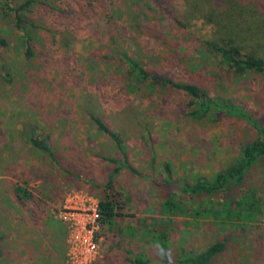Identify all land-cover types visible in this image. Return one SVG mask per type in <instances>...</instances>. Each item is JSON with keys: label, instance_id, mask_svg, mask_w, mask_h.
I'll list each match as a JSON object with an SVG mask.
<instances>
[{"label": "rangeland", "instance_id": "obj_1", "mask_svg": "<svg viewBox=\"0 0 264 264\" xmlns=\"http://www.w3.org/2000/svg\"><path fill=\"white\" fill-rule=\"evenodd\" d=\"M31 1L27 18L36 26L31 56L20 32L0 13V37L7 42L0 48V264H62L66 227L59 211L68 194L98 201L109 178L117 217L102 232L98 264H128L131 255L150 264H177L183 253L223 240L226 249L212 264H264V159L227 192L190 196L173 185L211 180L234 162L243 144L257 138L250 120L264 128V74L209 68L216 75L209 78L213 97L241 108L246 117L220 112L195 120L187 116L186 94L146 85L126 89L116 61L103 57L115 55L118 46L141 54L144 45L133 43L138 33L133 26L177 28L174 19L184 21L183 0H120L112 12L118 18L128 14L127 21L112 27L101 18L109 12L107 4ZM252 2L258 16L247 20L251 27L242 37L247 49L256 48L264 58V0ZM173 77L185 81L181 71ZM87 110L120 138L121 150L97 131ZM31 136L46 140L62 169L31 147ZM112 158H127L139 175L126 168L114 174ZM17 185L31 198H16ZM252 191L255 219L228 223L221 203L233 206ZM168 201L182 211L168 209Z\"/></svg>", "mask_w": 264, "mask_h": 264}, {"label": "trees", "instance_id": "obj_2", "mask_svg": "<svg viewBox=\"0 0 264 264\" xmlns=\"http://www.w3.org/2000/svg\"><path fill=\"white\" fill-rule=\"evenodd\" d=\"M120 0H92L98 7L107 4L108 11L102 17L110 27L116 25L117 21H127L124 14L121 18L114 16L113 10L119 7ZM185 7L184 21L174 19L177 28L156 29L149 26H133L138 33L132 35L133 43L144 45L142 53L136 56L131 54L133 46L129 48H115L112 57L116 63L113 65L117 75L120 76L122 87L131 91H138L143 85L147 87H158L160 89L180 91L187 95L189 100L187 108L188 117L195 120L214 119L218 113H227L236 117H246L241 108L219 103L213 97L209 78H215V73H210L209 68L215 67L225 71L226 74L242 76L252 72L264 74V58L258 54L256 48L247 49L242 37L244 31L251 26V20L258 16L256 4L252 0H183ZM118 2V4H117ZM32 1L14 3L12 0H0V13L12 21L13 26L20 32L26 47V56L32 54L31 30L36 26L28 21L27 12ZM119 22V23H120ZM132 28V29H133ZM245 28H247L245 30ZM246 39V40H245ZM112 43L115 37L108 39ZM145 41L139 43V41ZM137 41V42H136ZM7 42L0 37V48H4ZM175 71H181L185 76L184 83L175 79ZM215 75V76H214ZM88 111V110H87ZM92 125L98 132L105 134L118 150H121V140L103 123L101 118L93 111H88ZM252 127L257 133V138L243 144L239 155L234 162L224 170L218 172L211 180H198L194 184L176 182L173 184L183 194L190 196L216 195L227 192L230 188H237L244 183L248 171L259 161L264 159V128L250 120ZM31 147L41 155H44L51 163L62 169L60 162L55 156L46 140L37 136H31L29 140ZM112 165H117L112 172L115 174L122 169H127L134 175L139 173L128 165L127 158L123 162L110 159ZM64 173L78 181H85L80 176L65 170ZM112 179L109 178L105 188L98 194V210L100 214V237L105 228L114 225L117 217L116 196L109 190L112 189ZM108 190V191H107ZM16 198L27 200L31 194L20 185L13 189ZM223 202L221 206L226 211V219L232 221H253L252 209L257 204L255 192L245 193L241 199L231 205ZM165 206L172 208L176 206L173 202H166ZM245 212V213H244ZM226 249V242L216 241L198 253H183L177 264H212L214 260ZM128 264H150L149 260L142 255H131Z\"/></svg>", "mask_w": 264, "mask_h": 264}, {"label": "built area", "instance_id": "obj_3", "mask_svg": "<svg viewBox=\"0 0 264 264\" xmlns=\"http://www.w3.org/2000/svg\"><path fill=\"white\" fill-rule=\"evenodd\" d=\"M59 219L67 232L65 264H98L101 253L98 201L72 192L59 211Z\"/></svg>", "mask_w": 264, "mask_h": 264}, {"label": "crops", "instance_id": "obj_4", "mask_svg": "<svg viewBox=\"0 0 264 264\" xmlns=\"http://www.w3.org/2000/svg\"><path fill=\"white\" fill-rule=\"evenodd\" d=\"M63 235H65V241H64V244H65V252H64V255H63V258H62V264H65V255H66V247H67V245H66V230L64 231V234ZM48 257V256H47ZM48 261L49 262H51V260L48 258Z\"/></svg>", "mask_w": 264, "mask_h": 264}]
</instances>
